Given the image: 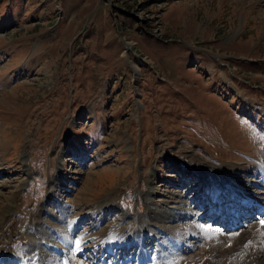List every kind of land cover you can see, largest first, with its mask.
Instances as JSON below:
<instances>
[{"label":"rangeland","instance_id":"rangeland-1","mask_svg":"<svg viewBox=\"0 0 264 264\" xmlns=\"http://www.w3.org/2000/svg\"><path fill=\"white\" fill-rule=\"evenodd\" d=\"M262 134L264 0H0V213L17 197L20 227L58 177L44 217L55 228L111 193L116 208L101 229L143 214L137 196L150 188L157 201L178 192L193 203L194 180L180 188L175 160L248 167L250 179ZM207 216L202 231L219 248L203 264L237 263L222 236L254 231ZM255 242L248 254L259 249L263 262L264 236ZM194 251L185 258L201 259Z\"/></svg>","mask_w":264,"mask_h":264},{"label":"bare ground","instance_id":"bare-ground-1","mask_svg":"<svg viewBox=\"0 0 264 264\" xmlns=\"http://www.w3.org/2000/svg\"><path fill=\"white\" fill-rule=\"evenodd\" d=\"M259 136H262L264 145V134ZM262 160V164L251 165L250 179L245 175L248 167L220 169L206 164L196 165L193 160L187 161L188 165L182 164L184 160H175L172 165L181 176L180 188L194 180L191 188L197 189V192L193 195V203H190L191 200L182 201L184 196L176 195L178 192L174 201H157L156 192L150 188L146 195L140 193L137 196V200L144 202L145 214L124 212L102 229L100 227L104 225L103 221L108 220L107 215L114 214V193L108 195L90 213L75 215L69 223L64 221L61 225L68 223L65 227L55 228L56 226H52L51 222L44 218L50 217L51 220L53 217L47 205L59 195V191L55 190L59 185L58 177L53 179L43 205L37 212L32 213V221L29 224L20 227L25 221L18 220L16 210L21 206L17 197L6 204L5 213H0V264H81L79 258H84L87 264H179L185 260H189L188 264H203V261L219 248H214L215 239L211 237V232H203L205 228L202 225L206 215V220L214 218L215 223L220 226L231 222L230 228L225 231L242 228L240 233L249 228L254 231L250 240H247L249 235L245 232L232 239L221 234V241L225 242L222 246L227 249L225 253L228 251L227 259L237 256L235 264H264V260L262 262L260 259L259 249L255 250L254 254H248L249 246L259 234L264 236V220L258 224L254 223V214L258 217L264 215V181H261L264 179V154ZM242 174L244 178L239 176ZM25 175L30 176V173ZM234 178L241 182H236ZM200 205H203L204 211L194 218L198 209L203 210ZM210 214L219 216L210 219ZM89 215L91 224L85 226L84 232L76 235L75 231L88 221ZM61 216L65 215L60 214ZM67 218L68 215L65 219ZM48 226L55 229L48 230ZM217 235L216 233L215 236ZM77 240L80 241L79 248L76 247ZM190 240L194 241L193 244L197 243V246L192 245ZM196 247L201 259L195 260V255L192 254L185 258L186 253L190 254ZM258 247L261 248V244ZM116 249L118 251H115ZM201 250L204 251L203 254ZM245 251L247 254H244ZM65 255L68 260H65ZM219 258L220 256L218 260L221 259Z\"/></svg>","mask_w":264,"mask_h":264},{"label":"snow or ice","instance_id":"snow-or-ice-1","mask_svg":"<svg viewBox=\"0 0 264 264\" xmlns=\"http://www.w3.org/2000/svg\"><path fill=\"white\" fill-rule=\"evenodd\" d=\"M76 247H77V248L80 247V241H79V240L76 241Z\"/></svg>","mask_w":264,"mask_h":264}]
</instances>
